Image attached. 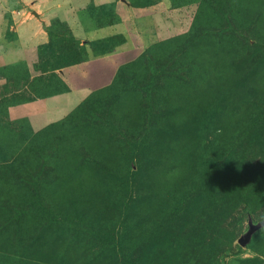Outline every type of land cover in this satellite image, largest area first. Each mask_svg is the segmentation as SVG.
Listing matches in <instances>:
<instances>
[{
  "label": "rangeland",
  "instance_id": "obj_1",
  "mask_svg": "<svg viewBox=\"0 0 264 264\" xmlns=\"http://www.w3.org/2000/svg\"><path fill=\"white\" fill-rule=\"evenodd\" d=\"M71 1L119 27L56 17L34 77L0 70V264H264V0ZM65 86L59 120L9 114Z\"/></svg>",
  "mask_w": 264,
  "mask_h": 264
},
{
  "label": "crops",
  "instance_id": "obj_2",
  "mask_svg": "<svg viewBox=\"0 0 264 264\" xmlns=\"http://www.w3.org/2000/svg\"><path fill=\"white\" fill-rule=\"evenodd\" d=\"M98 1L100 0H93V3L101 4ZM110 1V3H113L117 0ZM33 2L34 9L39 11L42 8L45 9V15L43 14L41 18L35 20L24 19V17L21 19L16 16L17 12H14V23L5 29L0 28V70L16 64L26 65L30 71L31 78L34 77L35 66L39 59L38 49L41 46L48 45L50 42V35L46 28L50 26V22L56 17L67 23L74 35L80 38H82V34L85 37L93 34V40L103 39L113 31L115 32L117 26L119 27V25H116L96 32L86 33L85 28L76 16V11H78L80 6L74 5L71 0H37V2ZM84 43L85 40H82L80 44ZM89 93L90 90L88 88L70 89L69 92L46 99L10 107L9 114L15 118L28 119L35 128H43L44 124L55 122L78 107L88 97ZM55 105H57L56 112L61 113V116L50 120L52 118L50 114ZM69 106L71 109H68Z\"/></svg>",
  "mask_w": 264,
  "mask_h": 264
},
{
  "label": "trees",
  "instance_id": "obj_3",
  "mask_svg": "<svg viewBox=\"0 0 264 264\" xmlns=\"http://www.w3.org/2000/svg\"><path fill=\"white\" fill-rule=\"evenodd\" d=\"M47 31H48V28H47ZM48 33H49V31H48ZM49 35H50V33H49ZM106 42H107V41H106ZM50 43H51V35H50V42H49L48 45H46V46H49ZM78 45H79L80 47H82L81 44H80V42H78ZM84 50H85V49H84ZM87 53H88V52H87ZM71 58H72V59L69 61V62H71V63H70V64H66V66H68V65H74V64L80 63V61H81V62H84L86 58H87V60H89L88 58H90V56L87 54V55H86V58H85L84 60H81V59H79V57H75V56H72ZM20 65H21V64H20ZM36 65H37V64H36ZM24 66H25V68L27 69L28 76H29V79H30V78H31L30 71H29V69L27 68L26 65H24ZM35 68H36V66H35ZM3 70H4V69H3ZM35 70H36V69H35ZM69 91H70V88H68V87L65 86V88H64L62 91L55 90V91H51V92L47 93V97H44V96H43L44 98H42L41 95H37V96H38V98L45 99V98L52 97V96H55V95H59V94H62V93H64V92H69ZM81 103H82V102H81ZM16 104H19V103H18V102H15V103L11 104V105L9 106V108H10L11 106H13V105H16Z\"/></svg>",
  "mask_w": 264,
  "mask_h": 264
}]
</instances>
